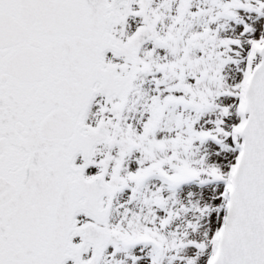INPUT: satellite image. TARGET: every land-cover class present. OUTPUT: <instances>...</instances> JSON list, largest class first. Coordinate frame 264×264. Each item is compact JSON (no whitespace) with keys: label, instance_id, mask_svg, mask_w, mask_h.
Wrapping results in <instances>:
<instances>
[{"label":"snow or ice","instance_id":"obj_1","mask_svg":"<svg viewBox=\"0 0 264 264\" xmlns=\"http://www.w3.org/2000/svg\"><path fill=\"white\" fill-rule=\"evenodd\" d=\"M0 264H264V0H0Z\"/></svg>","mask_w":264,"mask_h":264}]
</instances>
